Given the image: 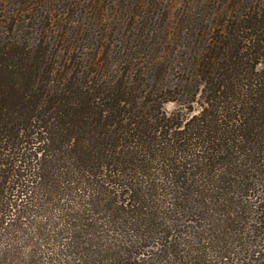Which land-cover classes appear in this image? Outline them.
Wrapping results in <instances>:
<instances>
[{"label": "trees", "instance_id": "1", "mask_svg": "<svg viewBox=\"0 0 264 264\" xmlns=\"http://www.w3.org/2000/svg\"><path fill=\"white\" fill-rule=\"evenodd\" d=\"M0 264H264V0H0Z\"/></svg>", "mask_w": 264, "mask_h": 264}, {"label": "rangeland", "instance_id": "2", "mask_svg": "<svg viewBox=\"0 0 264 264\" xmlns=\"http://www.w3.org/2000/svg\"><path fill=\"white\" fill-rule=\"evenodd\" d=\"M165 108H166V110H168V111L171 112V111H174V110L178 109L179 107L174 102H168V103L165 104ZM199 109H200V107H199V104L198 103L197 104H194L192 106V110L194 111V113H197L199 111Z\"/></svg>", "mask_w": 264, "mask_h": 264}]
</instances>
